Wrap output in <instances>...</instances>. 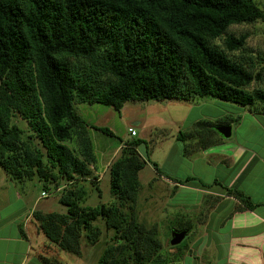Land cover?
<instances>
[{
    "label": "trees",
    "instance_id": "trees-1",
    "mask_svg": "<svg viewBox=\"0 0 264 264\" xmlns=\"http://www.w3.org/2000/svg\"><path fill=\"white\" fill-rule=\"evenodd\" d=\"M258 20H264V11L256 0H0V169L13 179L37 178L44 192L51 184L57 188L61 181L68 185L88 176L89 165L96 163L88 129L116 136L88 123L76 104L121 111L128 102L212 97L264 106V89L249 91L262 72L256 71L258 57L247 50L248 35L228 34L231 26ZM221 38L223 47L214 44ZM16 115L28 123L27 140L12 123ZM230 124L203 119L193 130L217 135L213 146L224 140L215 127ZM191 138L190 132L177 136L184 143ZM144 143L127 141L123 158L112 165L110 191L122 206L135 199L145 166L137 151ZM211 145L195 151L186 143L185 154ZM214 184L238 201L232 214L256 209L237 188ZM59 202L65 214H36V219L46 238L64 251L79 255L82 231L92 230L98 219L114 231V244L97 264H147L158 250L157 241L119 207L81 206L71 188Z\"/></svg>",
    "mask_w": 264,
    "mask_h": 264
},
{
    "label": "rangeland",
    "instance_id": "rangeland-1",
    "mask_svg": "<svg viewBox=\"0 0 264 264\" xmlns=\"http://www.w3.org/2000/svg\"><path fill=\"white\" fill-rule=\"evenodd\" d=\"M256 3L264 11V0H256ZM228 34L237 37L248 35L247 50L258 57L256 71L263 75L264 20L231 26ZM214 44L223 47V38L216 40ZM263 87L255 82L249 91ZM222 103L241 107L212 97L191 102H128L121 111L98 103L76 104V111L83 119L97 127L110 129L116 137L88 129L96 157V163L89 165V175L68 185L61 181L56 185L57 188L51 184L49 191L44 192L43 183L37 178L31 181L13 179L0 169V236L12 238L19 231H25L29 235V240H23L22 244L1 242L10 251L6 256V264H19L16 257L23 253L26 256V246H32L33 250L30 252V263L24 264H97L105 250L114 244V231L107 228L103 219L94 222L92 230L82 231L79 255L62 250L46 238L36 214H65L66 207L60 204L59 198L63 190L69 188L77 193L81 206H116L127 217L133 215L145 235L157 241L158 250L149 258L147 264H224L223 260H218L214 246H206L205 238L210 214L221 198L218 200L213 195L203 194L199 181L207 184H211L215 178L222 182L227 181L232 172L224 165L212 164L210 158H203L201 153L192 150L185 154V143L177 140L180 131L190 132L194 138L188 140V148H196L197 151L200 147L211 145L217 140V135L207 129H202L199 133L193 128L196 122L203 119L220 123L226 121L227 113L234 117L240 114L237 111L240 109L233 111ZM231 122L234 125L232 138L240 141L249 123L244 122L241 132L237 134V120ZM12 123L23 130L24 140L31 137L28 123L18 115L12 118ZM130 128L136 131L137 136L133 137L129 133ZM132 139L145 141L137 151L145 166L138 175L139 186L134 201L122 206L110 191V172L112 165L123 158L124 144ZM232 140L227 141L232 143ZM71 148L77 149L76 140L72 141ZM154 164L157 165L159 173ZM186 176H198L200 180L192 183L190 189L177 187L174 180L184 179ZM174 230L188 231L184 240L185 246L170 244ZM33 252L40 254L39 257L44 263L37 256L34 258ZM214 255L216 259L213 258Z\"/></svg>",
    "mask_w": 264,
    "mask_h": 264
},
{
    "label": "crops",
    "instance_id": "crops-1",
    "mask_svg": "<svg viewBox=\"0 0 264 264\" xmlns=\"http://www.w3.org/2000/svg\"><path fill=\"white\" fill-rule=\"evenodd\" d=\"M259 83L260 87L264 86V74ZM222 105L231 108L233 111L240 109L237 110L240 114L235 117L231 113H227L225 116L226 121L237 120V126L240 130H236L237 134L241 132V126L244 122L248 121L249 126L245 130V134L241 135L240 141L232 138L234 134L232 127L230 138L233 139L232 143L227 141L230 139L223 138L224 140L218 145L198 152L203 158H210L212 164L224 165L232 172L229 179L223 181L224 183L215 178L211 184L208 183L209 188L201 186L203 194L221 198L209 217L205 237L207 239L206 246L213 245L218 260H223L229 264H264V106L256 104L253 107L241 106L239 108L233 104L222 103ZM216 119L218 120V118ZM230 125L234 126L233 122ZM186 143L188 144L185 142L184 145ZM186 178L187 176L184 179ZM196 179L185 185H177L176 183L175 185L190 189L191 184L199 181L200 177L197 176ZM216 180L223 186L237 188L244 195L249 196L252 202L257 205L256 209L232 214L238 205V201L233 197L225 196L222 187L214 184ZM28 238L29 235L25 231L15 233L12 238L0 236V264H6L8 260L6 256L10 254L9 249L4 246L6 241L7 243L22 244V241H28ZM32 250V246H26V256L25 253L17 256V262L19 264L30 263ZM33 254L34 258L37 256L43 262L39 257L40 254L37 252H33Z\"/></svg>",
    "mask_w": 264,
    "mask_h": 264
},
{
    "label": "water",
    "instance_id": "water-1",
    "mask_svg": "<svg viewBox=\"0 0 264 264\" xmlns=\"http://www.w3.org/2000/svg\"><path fill=\"white\" fill-rule=\"evenodd\" d=\"M216 131L224 139H230L232 136V126L231 125H221L216 127ZM188 234L187 230H174L172 231V238L170 244L172 246L180 245L186 238Z\"/></svg>",
    "mask_w": 264,
    "mask_h": 264
},
{
    "label": "built area",
    "instance_id": "built-area-1",
    "mask_svg": "<svg viewBox=\"0 0 264 264\" xmlns=\"http://www.w3.org/2000/svg\"><path fill=\"white\" fill-rule=\"evenodd\" d=\"M129 133L134 137L137 135L136 131L133 128L129 129ZM45 195V194H44Z\"/></svg>",
    "mask_w": 264,
    "mask_h": 264
}]
</instances>
